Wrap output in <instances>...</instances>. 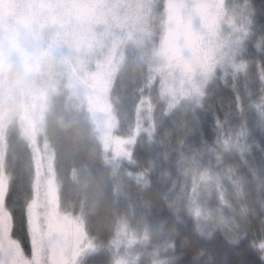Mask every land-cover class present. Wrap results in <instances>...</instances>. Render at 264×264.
<instances>
[{"label":"trees","instance_id":"obj_1","mask_svg":"<svg viewBox=\"0 0 264 264\" xmlns=\"http://www.w3.org/2000/svg\"><path fill=\"white\" fill-rule=\"evenodd\" d=\"M250 2L255 15L238 67L218 73L198 105L159 97L155 82L148 89L151 73L145 62L139 52H127L111 90L118 133L133 131L144 93L154 120L153 139L144 133L137 138L132 163L112 159L83 103L67 91L53 96L40 140L47 141L54 155L60 209L82 218L90 240L99 246V253L83 264H112L110 243L122 228L138 237L129 255L140 256L141 264H243L241 242L263 256L257 245L264 242V0ZM162 6L160 0L158 12ZM13 21L8 33L17 21L24 22L21 13ZM155 24L152 44L157 47L163 31L158 20ZM7 135V192L28 207L33 149L16 128ZM203 172L215 173L221 206L201 213ZM237 201L245 206L243 223L234 211Z\"/></svg>","mask_w":264,"mask_h":264},{"label":"rangeland","instance_id":"obj_2","mask_svg":"<svg viewBox=\"0 0 264 264\" xmlns=\"http://www.w3.org/2000/svg\"><path fill=\"white\" fill-rule=\"evenodd\" d=\"M159 1L88 0L91 4L86 6L82 0H71L70 5L69 0H0V225L11 222L5 207L9 175L4 158L8 131L16 128L33 149V195L28 205L33 229L78 241L75 264H83L100 249L90 240L82 218L59 207L54 155L47 141L40 140L53 96L67 91L83 103L112 159L132 163L137 138L144 133L153 139L154 120L151 100L144 93L133 131L118 133L111 90L127 52H139L145 62L151 73L148 89L155 82L159 97L198 105L218 73L238 67L237 57L251 34V25L230 15L235 0H163L158 12ZM18 13L24 22L17 21L8 33L7 25L14 24ZM156 20L163 31L157 47ZM37 51H46L49 59L39 69L31 67L30 60ZM14 71L16 81L10 75ZM216 179L215 173L200 175L198 212L221 206ZM137 241L135 234L120 229L110 243L112 264H141L140 256L129 255ZM262 245L257 248L264 256Z\"/></svg>","mask_w":264,"mask_h":264},{"label":"snow or ice","instance_id":"obj_3","mask_svg":"<svg viewBox=\"0 0 264 264\" xmlns=\"http://www.w3.org/2000/svg\"><path fill=\"white\" fill-rule=\"evenodd\" d=\"M230 15L233 20L246 21L250 26L255 10L250 0H235ZM261 80L264 82V76ZM236 97L240 99L238 94ZM132 98L135 100V93ZM213 119L218 121L219 116L214 114ZM5 204L11 222L0 225V264H75L78 241L55 231L51 234L34 231L30 209L20 205L11 191L5 194ZM238 254L245 257L243 264H264V256L257 257L246 242H241Z\"/></svg>","mask_w":264,"mask_h":264},{"label":"clouds","instance_id":"obj_4","mask_svg":"<svg viewBox=\"0 0 264 264\" xmlns=\"http://www.w3.org/2000/svg\"><path fill=\"white\" fill-rule=\"evenodd\" d=\"M31 60V67L39 69L41 64L47 65L49 63L48 54L46 51H37L30 56ZM11 78L13 81H16L18 79L16 72H12ZM237 205L239 207L234 206V211L238 214V218L241 223H243L246 219V217L243 214L242 209H244V205L239 204V201H237Z\"/></svg>","mask_w":264,"mask_h":264},{"label":"flooded vegetation","instance_id":"obj_5","mask_svg":"<svg viewBox=\"0 0 264 264\" xmlns=\"http://www.w3.org/2000/svg\"><path fill=\"white\" fill-rule=\"evenodd\" d=\"M184 56V53H182V55L180 57Z\"/></svg>","mask_w":264,"mask_h":264}]
</instances>
